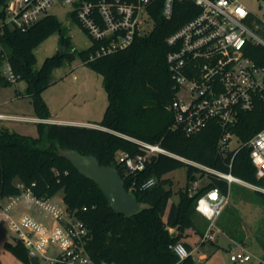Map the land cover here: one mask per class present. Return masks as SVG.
<instances>
[{"label":"trees","instance_id":"obj_1","mask_svg":"<svg viewBox=\"0 0 264 264\" xmlns=\"http://www.w3.org/2000/svg\"><path fill=\"white\" fill-rule=\"evenodd\" d=\"M160 7L161 2L151 10L153 30L137 37L128 48L90 60L101 46L92 40V46L79 54L85 64L103 77L108 93L106 113L102 120L94 122L100 128L41 122L37 124L39 136L35 138L9 130L0 132V196L20 194L17 183L24 184L41 199L64 191L66 207L90 230L86 250L96 264H181L173 248L183 243L191 252L193 247L184 241L190 236L189 231L201 237L205 234L194 219L199 196L213 188L228 191L227 182L216 175L166 155L153 158L143 172H130L118 163L117 154L120 151L139 154L141 150L135 140L160 145L174 155L231 173L246 183L264 185L263 179L257 177L248 147L236 154L220 152L223 129L218 123L190 136L172 130L174 116L170 107L176 90L167 63L170 51L167 39L191 20L199 8L177 1L173 18L166 20ZM71 16L87 33L76 10ZM56 31L64 34L62 24L51 14L26 32L0 29V80L10 83L1 76L8 64L17 82H27L25 95L31 98L37 118L42 120L50 119L42 93L54 82V71L66 60L72 61L77 52L74 48L69 52L68 40L64 38L62 47L66 51L47 58L37 69L35 51ZM230 129L243 142L264 130V103H257L251 112H243ZM67 148L93 155L101 165L115 167L127 191L141 204L140 210L131 215L116 214L98 185L59 156V150ZM183 167L187 169L188 182L177 192L178 201L174 202L173 183L164 177ZM152 178L155 185L141 189V184ZM203 178L208 183L197 195H190V184ZM254 193L264 203V193L256 190ZM228 235L242 242L236 231L229 230ZM6 246L22 264H31L22 243ZM183 263L193 264L192 256Z\"/></svg>","mask_w":264,"mask_h":264},{"label":"built area","instance_id":"obj_2","mask_svg":"<svg viewBox=\"0 0 264 264\" xmlns=\"http://www.w3.org/2000/svg\"><path fill=\"white\" fill-rule=\"evenodd\" d=\"M177 1L193 3L199 11L167 39L170 47L167 63L176 90L170 107L174 116L172 130L190 136L206 129L211 123H218L223 129L220 152L236 154L248 147L257 177L264 181V130L243 142L230 129L238 123L243 112H251L257 103H264V19L256 18L241 0H0L3 8L0 29L26 32L50 15L52 7L74 6L77 18L90 38L101 43L95 54L90 56V60H94L126 49L137 37L149 33V26L154 28L155 25L151 10L157 3L161 2V15L171 20ZM4 69L9 74L7 80L16 83L17 77L11 67L6 64ZM0 119L4 116L0 115ZM135 142L141 150L139 154L133 156L124 151L117 154L118 163L132 173L143 172L153 158L166 155L227 182V193L213 188L197 200V213L209 222L201 244L216 240L221 232L215 223L229 204L233 184L264 193V185L255 186L235 178L231 173L186 160L160 145ZM155 182L152 178L141 184V189H148ZM17 188L20 194L5 197L8 199L6 206H2L3 198L0 196V222H10L11 228L19 234L14 244H18L16 240L22 243L29 253L39 257V263L44 258L46 264H96L86 250L90 230L75 212L68 208L64 211L49 199L36 197L22 183H17ZM199 190L197 184L190 187V195H197ZM23 202L33 203L59 220L61 226L50 232L29 215L13 220V210ZM33 235L36 239L32 238ZM234 243L237 249L232 250L231 261L240 264L251 262L253 257L246 248L237 241ZM49 245L60 248L61 253L46 258L44 251ZM173 249L180 262L194 253V250L188 251L183 243H178ZM259 263L264 264V259H259Z\"/></svg>","mask_w":264,"mask_h":264},{"label":"rangeland","instance_id":"obj_3","mask_svg":"<svg viewBox=\"0 0 264 264\" xmlns=\"http://www.w3.org/2000/svg\"><path fill=\"white\" fill-rule=\"evenodd\" d=\"M242 4L256 18L264 19V0H241ZM3 8L0 5V24L3 22L1 16ZM75 10L74 6L56 5L51 8L50 14L55 16L64 30V34L59 31L53 32L45 41L36 49L37 63L39 69L44 61L56 56L61 52L60 48L64 38L68 40L69 52L76 49L74 59L66 60L65 63L58 67L54 73V82L43 93L42 97L46 103L51 119L61 121H87L98 122L103 119L109 105L108 93L106 91L103 77L96 72L91 66L85 64L80 58V52L89 49L92 46V39L79 26L76 20L71 16ZM153 30V26H149ZM1 76L9 78L8 72L3 69ZM27 82L20 80L16 83H7L0 80V113L15 117L32 118L37 117L35 106L30 97L26 96ZM182 98L187 99L186 96ZM38 123L26 120H6L0 121V132L9 130L27 135L38 137ZM64 125H74L63 123ZM85 127V126H83ZM89 128H100L97 125L86 126ZM173 183V191L176 193L172 201H178L177 192L187 185V169L180 168L167 174ZM208 180L203 178L191 183L194 187L196 184L200 189ZM255 190L239 184H233L230 192L229 204L223 215L216 221L215 225L220 229L216 240L202 243V237L194 231H189L191 236L187 242L194 246L200 245L192 255L193 264H240L231 261V252L236 250V239L228 235L229 230H234L241 237L243 245L247 252L253 257L251 262L246 264H258L259 259H264V203L256 195ZM49 201L66 211L64 202V191H60ZM8 203L7 198L1 200L2 206ZM23 215L33 217L37 222L44 225L50 232L61 226L59 220L47 214L33 203L23 202L13 210L12 219L18 220ZM196 224L200 230L206 232L209 222L198 213L194 216ZM26 230V229H25ZM27 231V230H26ZM19 234L15 232L10 222H0V263L1 264H22V262L9 250L6 244H14ZM36 239V236H32ZM61 253V249L49 245L44 251L46 258ZM205 255V258L201 256ZM40 264H46L45 259H40ZM188 264V263H181Z\"/></svg>","mask_w":264,"mask_h":264},{"label":"water","instance_id":"obj_4","mask_svg":"<svg viewBox=\"0 0 264 264\" xmlns=\"http://www.w3.org/2000/svg\"><path fill=\"white\" fill-rule=\"evenodd\" d=\"M65 52L66 48H60ZM59 156L68 160L84 177L94 181L106 196L111 208L116 214L131 215L138 212L141 204L131 195L124 186L118 170L113 166L101 165L93 155H83L75 149H61ZM19 243L18 240H16ZM31 264H39V257L29 253Z\"/></svg>","mask_w":264,"mask_h":264},{"label":"crops","instance_id":"obj_5","mask_svg":"<svg viewBox=\"0 0 264 264\" xmlns=\"http://www.w3.org/2000/svg\"><path fill=\"white\" fill-rule=\"evenodd\" d=\"M0 115L4 116V119H0V121H6V120H26V121H33L36 123H47V124H63V123H70V124H74L75 126H90V125H95L94 122H87V121H61V120H56V119H48V120H42L39 119L37 117H32V118H22V117H15V116H10V115H5V114H1ZM190 236L191 233L189 232ZM185 242H187V239L184 240ZM189 243V242H188ZM193 249L192 250H197L196 248L198 247V245L194 246L193 244L189 243ZM199 249V248H198ZM201 258H205V255L201 256Z\"/></svg>","mask_w":264,"mask_h":264}]
</instances>
